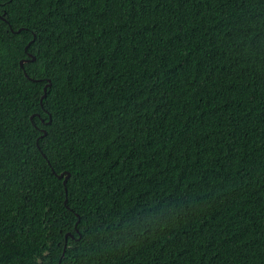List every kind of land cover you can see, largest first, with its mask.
<instances>
[{
	"label": "trees",
	"instance_id": "1",
	"mask_svg": "<svg viewBox=\"0 0 264 264\" xmlns=\"http://www.w3.org/2000/svg\"><path fill=\"white\" fill-rule=\"evenodd\" d=\"M0 264H264V0H0Z\"/></svg>",
	"mask_w": 264,
	"mask_h": 264
},
{
	"label": "water",
	"instance_id": "2",
	"mask_svg": "<svg viewBox=\"0 0 264 264\" xmlns=\"http://www.w3.org/2000/svg\"><path fill=\"white\" fill-rule=\"evenodd\" d=\"M22 64H23V62H22ZM45 91H46V88H45ZM63 175H64V174H61L60 177H63ZM68 177H69V176H67V177L65 178V180H64V183H65V184H66V182H67Z\"/></svg>",
	"mask_w": 264,
	"mask_h": 264
}]
</instances>
